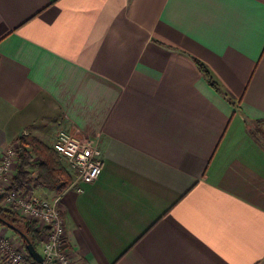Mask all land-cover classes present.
Returning <instances> with one entry per match:
<instances>
[{"label":"crops","instance_id":"obj_1","mask_svg":"<svg viewBox=\"0 0 264 264\" xmlns=\"http://www.w3.org/2000/svg\"><path fill=\"white\" fill-rule=\"evenodd\" d=\"M61 127L99 177L27 189L77 264H264V0H0V161Z\"/></svg>","mask_w":264,"mask_h":264},{"label":"built area","instance_id":"obj_2","mask_svg":"<svg viewBox=\"0 0 264 264\" xmlns=\"http://www.w3.org/2000/svg\"><path fill=\"white\" fill-rule=\"evenodd\" d=\"M24 135L28 133L25 132ZM53 146L74 168L75 184L92 183L99 177L103 166V152L97 140L78 136L61 127ZM17 155V144L11 145L0 161V198L4 207L36 221L38 229L46 231L41 241L42 262L30 261L23 243H18L3 233H0V252L8 254L11 264H77L67 249L60 196L47 198L36 195L27 187L23 190L10 189ZM81 189L79 186L78 190Z\"/></svg>","mask_w":264,"mask_h":264},{"label":"trees","instance_id":"obj_3","mask_svg":"<svg viewBox=\"0 0 264 264\" xmlns=\"http://www.w3.org/2000/svg\"><path fill=\"white\" fill-rule=\"evenodd\" d=\"M193 59L199 71L203 73L211 86L219 89L209 69L201 63L200 60L196 58ZM17 141L18 155L15 171L11 178V190H23L31 181L35 188H55L59 193L71 185L76 173L74 171L72 172L67 167L65 159L52 145L39 138L25 135L20 136ZM0 217L15 227L6 226V224L0 220V225L10 228L22 239V243L28 254V259L34 261L35 258L28 250L24 236L30 240L35 250L38 251V246L46 231L38 229L36 221L25 219L11 209L4 207L1 203V198ZM16 228L19 229L22 234H20ZM50 263L56 264L53 262Z\"/></svg>","mask_w":264,"mask_h":264},{"label":"water","instance_id":"obj_4","mask_svg":"<svg viewBox=\"0 0 264 264\" xmlns=\"http://www.w3.org/2000/svg\"><path fill=\"white\" fill-rule=\"evenodd\" d=\"M0 220L3 221L6 224V226L15 228L12 224H10L9 222L5 221L3 218L0 217ZM16 230L20 234H22V232L19 229L16 228ZM24 239L26 240V246H27L28 250L30 251V253H32V255L34 256L35 260H37L39 262H42L41 255L35 250L34 246L30 242V240L26 236H24ZM46 264H51V263H46Z\"/></svg>","mask_w":264,"mask_h":264},{"label":"rangeland","instance_id":"obj_5","mask_svg":"<svg viewBox=\"0 0 264 264\" xmlns=\"http://www.w3.org/2000/svg\"><path fill=\"white\" fill-rule=\"evenodd\" d=\"M58 128H59V126H58ZM79 136V135H78ZM65 159V164L67 165V167L73 172H75V170H74V168L71 166V164L67 161V159L66 158H64ZM76 173V172H75ZM76 175V174H75ZM2 203V202H1ZM13 211V210H12ZM15 212V211H14ZM16 213V212H15ZM18 214V213H17ZM19 216H22L23 218H25V219H28V218H26V217H24L23 215H20V214H18ZM29 220V219H28ZM18 236V235H17ZM13 239V238H12ZM18 240H20L21 241V243H22V239L18 236ZM40 244H41V242H40Z\"/></svg>","mask_w":264,"mask_h":264}]
</instances>
